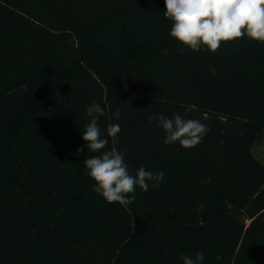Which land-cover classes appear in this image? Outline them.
<instances>
[{
    "label": "trees",
    "instance_id": "trees-1",
    "mask_svg": "<svg viewBox=\"0 0 264 264\" xmlns=\"http://www.w3.org/2000/svg\"><path fill=\"white\" fill-rule=\"evenodd\" d=\"M164 11V0H0V264H183L197 252L204 264H264V165L252 151L264 43L191 51ZM93 101L104 135L122 129L105 151L133 175L164 173L126 206L86 174ZM152 114L209 131L192 149L165 145Z\"/></svg>",
    "mask_w": 264,
    "mask_h": 264
},
{
    "label": "clouds",
    "instance_id": "clouds-1",
    "mask_svg": "<svg viewBox=\"0 0 264 264\" xmlns=\"http://www.w3.org/2000/svg\"><path fill=\"white\" fill-rule=\"evenodd\" d=\"M164 8L163 15L171 22L169 36L191 51L207 50L214 54L223 46L222 42H236L241 37L264 43V0H164ZM86 115L91 119L85 125L82 139L87 149L96 153L84 160L86 174L95 182L92 191L109 204L126 206L134 201L137 187L146 192L150 181L152 187H159L164 177L162 171L153 173L141 166L133 175L122 152L115 147L105 151L109 138L113 144L118 142L122 129L118 123H111L104 135L98 124L105 115L100 103L93 101L88 105ZM112 116L120 118L119 107ZM149 122H157L165 132V145L178 143L186 150L198 146L209 131L200 120L185 119L180 114L171 118L152 114ZM82 151L83 148L78 149ZM180 259L183 264H204L205 256L197 252L194 256L182 255Z\"/></svg>",
    "mask_w": 264,
    "mask_h": 264
},
{
    "label": "rangeland",
    "instance_id": "rangeland-1",
    "mask_svg": "<svg viewBox=\"0 0 264 264\" xmlns=\"http://www.w3.org/2000/svg\"><path fill=\"white\" fill-rule=\"evenodd\" d=\"M253 154L264 165V133L260 141H258L253 147Z\"/></svg>",
    "mask_w": 264,
    "mask_h": 264
}]
</instances>
